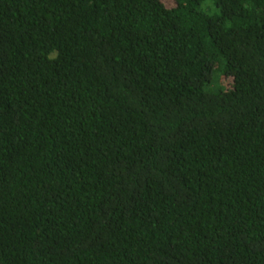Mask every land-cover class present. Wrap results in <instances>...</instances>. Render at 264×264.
Masks as SVG:
<instances>
[{"label":"trees","instance_id":"obj_1","mask_svg":"<svg viewBox=\"0 0 264 264\" xmlns=\"http://www.w3.org/2000/svg\"><path fill=\"white\" fill-rule=\"evenodd\" d=\"M0 0V264H264V0Z\"/></svg>","mask_w":264,"mask_h":264},{"label":"rangeland","instance_id":"obj_2","mask_svg":"<svg viewBox=\"0 0 264 264\" xmlns=\"http://www.w3.org/2000/svg\"><path fill=\"white\" fill-rule=\"evenodd\" d=\"M165 2L168 4V5H172V2H171V0H165Z\"/></svg>","mask_w":264,"mask_h":264}]
</instances>
